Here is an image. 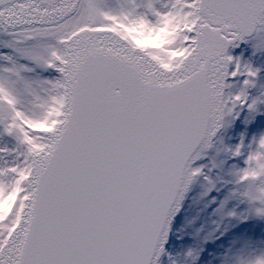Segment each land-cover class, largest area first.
Returning <instances> with one entry per match:
<instances>
[{"label": "snow or ice", "instance_id": "1", "mask_svg": "<svg viewBox=\"0 0 264 264\" xmlns=\"http://www.w3.org/2000/svg\"><path fill=\"white\" fill-rule=\"evenodd\" d=\"M0 36V264H204L165 247L198 181L203 243L264 221V135L229 179L194 166L264 106V68L228 54L264 53V0H0ZM245 248L222 264H264Z\"/></svg>", "mask_w": 264, "mask_h": 264}, {"label": "rangeland", "instance_id": "2", "mask_svg": "<svg viewBox=\"0 0 264 264\" xmlns=\"http://www.w3.org/2000/svg\"><path fill=\"white\" fill-rule=\"evenodd\" d=\"M0 40H7L6 37L0 36ZM0 52L12 54L10 49L0 47ZM234 57H239L244 61H251L254 66L264 68V53H256L253 55L251 41L245 43V46L238 45L232 50ZM261 83L264 84V71H261ZM248 120V123L245 121ZM264 135V106L254 115L248 117L246 112L241 113L240 118L232 120L227 117L224 132L218 138L213 148L212 154L196 166H205V174L213 179L223 178L229 179L228 171L234 164L243 167L242 159H231L226 149L234 148L244 138L245 144H248L254 136ZM220 186L219 184L217 185ZM202 191L201 182L198 181L193 188L190 199L185 203L186 212L184 219L170 234L171 241L169 243V252L173 256L181 253L183 246L201 244L204 248L202 260L204 264H222L225 253L228 249H233L234 252L246 251L245 245L247 242H252L254 246H264V221L249 220L245 223L250 227L237 228L225 221L221 224V229L225 224L228 226V231L220 240H210L203 243L204 237L208 232L216 228L217 223H220L219 218L212 215V208L209 207L203 210V202L199 199V193ZM241 207H243L241 205ZM193 221L192 223H189ZM203 228V231L197 234L196 230ZM232 256L233 253H228ZM164 264H167V257H163Z\"/></svg>", "mask_w": 264, "mask_h": 264}, {"label": "water", "instance_id": "3", "mask_svg": "<svg viewBox=\"0 0 264 264\" xmlns=\"http://www.w3.org/2000/svg\"><path fill=\"white\" fill-rule=\"evenodd\" d=\"M238 44L245 46V43H244V42H238ZM235 48H236V47H235ZM235 48H231V47H230L229 50H228V54H229L230 50L235 49ZM230 55H232V51H231ZM224 123H225V122H224ZM222 128H223V127H222ZM220 130H221V128L217 131L216 135L212 138V147H210V148H208V149H205V151H204V155L202 156L201 159H203V158H205V157H207V156H209V155L212 154V151H213L212 149H213V146H214V144H215L216 138H217V136H218L219 133H220ZM211 150H212V151H211ZM210 151H211V152H210ZM209 152H210V153H209ZM208 153H209V154H208ZM199 160H200V159H199ZM199 160L195 161V162H194V165H195ZM169 241H170V235H169ZM168 244H169V243H168ZM168 244L165 245L166 248H167ZM168 248H169V246H168ZM162 259H163V257H162Z\"/></svg>", "mask_w": 264, "mask_h": 264}, {"label": "bare ground", "instance_id": "4", "mask_svg": "<svg viewBox=\"0 0 264 264\" xmlns=\"http://www.w3.org/2000/svg\"><path fill=\"white\" fill-rule=\"evenodd\" d=\"M3 37H6V36H3ZM6 39H8V37H6ZM238 45H239V44H238ZM222 131H223V128L221 127V130H220L219 135L221 134ZM219 135H218V136H219ZM218 136H217V138H218ZM217 138H216V139H217ZM215 143H216V141H215ZM214 145H215V144H214ZM204 159H205V158L200 159V160L203 161ZM194 186H195V184L193 185V187H194ZM242 227H243L242 225H237V228H238V229H241Z\"/></svg>", "mask_w": 264, "mask_h": 264}]
</instances>
